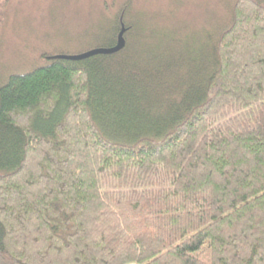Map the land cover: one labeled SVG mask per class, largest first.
<instances>
[{"label": "trees", "instance_id": "trees-1", "mask_svg": "<svg viewBox=\"0 0 264 264\" xmlns=\"http://www.w3.org/2000/svg\"><path fill=\"white\" fill-rule=\"evenodd\" d=\"M228 6L168 40L196 74L119 61L168 36L144 6L103 9L116 53L0 74V264H264V1Z\"/></svg>", "mask_w": 264, "mask_h": 264}, {"label": "rangeland", "instance_id": "rangeland-1", "mask_svg": "<svg viewBox=\"0 0 264 264\" xmlns=\"http://www.w3.org/2000/svg\"><path fill=\"white\" fill-rule=\"evenodd\" d=\"M229 3L230 0H0V74L24 71L26 62L35 61L41 54L78 55L108 48L113 18L104 12L106 6H144L142 11L151 23L156 16L169 25L167 37L138 38L119 61L149 71L159 64L185 63L191 57L186 70L196 74L200 69L198 56L181 50L175 52L179 55L171 53L167 50L172 46L168 40L180 38L171 36L180 24V28L190 26V41L201 38L200 42H204L224 22ZM138 21L135 18L136 24ZM182 36L179 40L193 45ZM199 47L202 51L205 48Z\"/></svg>", "mask_w": 264, "mask_h": 264}, {"label": "water", "instance_id": "water-1", "mask_svg": "<svg viewBox=\"0 0 264 264\" xmlns=\"http://www.w3.org/2000/svg\"><path fill=\"white\" fill-rule=\"evenodd\" d=\"M124 32H125L124 25L121 24L120 30H119L117 37H116V42L111 47L96 48V49H92V50L83 52V53L78 54V55H55L53 57L56 59L81 60V59H85L87 57H90V56H93L96 54H113V53H116L124 47V44H125V41L123 38Z\"/></svg>", "mask_w": 264, "mask_h": 264}]
</instances>
